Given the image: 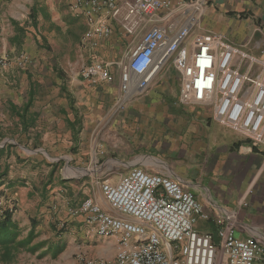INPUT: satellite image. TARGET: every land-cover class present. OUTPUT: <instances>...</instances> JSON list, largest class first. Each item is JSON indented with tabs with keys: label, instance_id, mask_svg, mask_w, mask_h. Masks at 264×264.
I'll use <instances>...</instances> for the list:
<instances>
[{
	"label": "built area",
	"instance_id": "1",
	"mask_svg": "<svg viewBox=\"0 0 264 264\" xmlns=\"http://www.w3.org/2000/svg\"><path fill=\"white\" fill-rule=\"evenodd\" d=\"M90 28L85 40L112 34L115 21L127 40L120 68L122 105L145 92L170 63L179 79L183 104L208 105L218 123L264 146V50L251 54L216 32H200L202 1L68 0ZM89 84L110 78L106 62L96 56L81 71ZM132 91H134L132 93ZM109 206L88 197L73 210L100 237L118 235L114 260L77 254L79 264H264V246L238 237L228 226L217 238L194 227L207 219L203 202L172 177L132 168L112 182H100ZM14 205L0 200V219Z\"/></svg>",
	"mask_w": 264,
	"mask_h": 264
},
{
	"label": "crops",
	"instance_id": "2",
	"mask_svg": "<svg viewBox=\"0 0 264 264\" xmlns=\"http://www.w3.org/2000/svg\"><path fill=\"white\" fill-rule=\"evenodd\" d=\"M170 1L204 3L206 0ZM211 1L215 5L204 6L199 31L222 34L231 44L254 55L259 52L260 55L261 50H264V0ZM241 12L246 13L241 16ZM16 22L13 19L14 25ZM108 23L113 28L109 42L123 40L122 31L115 21L109 20ZM16 34L17 32L11 37L14 45L19 40L13 39ZM24 39L27 41L28 37ZM22 41L20 36L19 46ZM122 56L123 54L118 61H106L110 78L101 81L120 84L119 62ZM5 79L2 81L7 82ZM20 80H25L24 74ZM83 84L85 87H93L85 80ZM40 95L31 87L27 91L17 90L10 96V107L4 110L10 119L2 125L5 132L0 141V200L6 199L7 202L15 203L13 220L22 230V237H26L34 227L35 236H38L37 242L34 243H49V246L46 245L40 250L43 258L52 259L58 256L67 264H79L75 255L84 253L93 258L114 260L119 236L100 237L84 215L73 213L84 199L93 197L105 210L120 215L109 206L99 182L92 179L86 181V174H66L54 170L52 165L47 171V178L44 180L39 177L42 179L40 184L35 182L38 176L44 174L39 171L37 164L31 169V163L39 156L47 163L56 160L53 153L45 152L41 148L65 147L72 143L69 140L71 129L61 138L62 134L57 133L63 130L62 125L56 126L55 118L46 107H38L37 100ZM176 112L181 115L201 116L198 128L190 132L191 163L177 166L178 161L163 162L158 171L151 172L172 177L203 202L210 217L197 218L194 225L197 231L212 234L217 238L220 225L228 226L234 230L236 236L252 237L264 246V146L218 123L212 113L207 114L202 107L197 112L193 107H185ZM215 125L221 130H215ZM33 147L39 149H28ZM65 157L70 156H59L58 159L66 160ZM143 169L149 170L147 167ZM130 170L118 177L113 175L109 179L116 182ZM51 209H55V219L50 213ZM62 218L66 222V228L59 231L57 225H52H55L54 220ZM215 220H220V225ZM46 226L49 228L47 233H40L39 228L42 227L44 231ZM29 247H33V243ZM20 256L21 253L17 255L16 261L10 264H18ZM0 264L8 263L0 260Z\"/></svg>",
	"mask_w": 264,
	"mask_h": 264
},
{
	"label": "rangeland",
	"instance_id": "3",
	"mask_svg": "<svg viewBox=\"0 0 264 264\" xmlns=\"http://www.w3.org/2000/svg\"><path fill=\"white\" fill-rule=\"evenodd\" d=\"M213 5L211 0L204 2L206 7ZM245 13L241 12V16ZM32 14L36 16L35 23ZM13 19L25 33L20 34L23 39L20 46L11 41L16 32ZM89 28L86 17L73 11L68 0H0V141L5 132L2 125L10 119L4 110L10 107L11 94L31 87L41 94L38 107H46L55 118L56 126L62 125L63 130L57 134L63 138L71 129L69 140L72 142L65 147L41 148L53 153L56 160L47 163L39 156L35 162H40L31 163V169L37 164L44 174L35 179L37 184L42 181L40 178H47L51 165L66 174H86V181H97L99 187L106 178L118 177L134 167L158 171L168 161H178L177 166L190 165V132L198 128L201 116L181 115L176 111L193 107L197 112L202 107L211 114V107L181 103L178 74L171 63L157 74L145 92L134 94L122 105L120 84L109 80L85 87L81 71L92 57L105 62L118 61L127 44L123 32V40L110 43L113 31L104 38L85 40ZM23 74L25 80H20ZM2 78H7V82ZM213 128L221 130L216 125ZM59 156L72 158L59 160ZM8 203L16 208L14 202ZM51 210L55 219V209ZM54 224L59 231L66 228L63 218L54 220ZM47 229L43 231L41 227L39 232L46 234ZM37 237L33 247L21 252L18 264H67L58 256L43 258L40 250L49 243H34Z\"/></svg>",
	"mask_w": 264,
	"mask_h": 264
},
{
	"label": "trees",
	"instance_id": "4",
	"mask_svg": "<svg viewBox=\"0 0 264 264\" xmlns=\"http://www.w3.org/2000/svg\"><path fill=\"white\" fill-rule=\"evenodd\" d=\"M31 17L33 18L35 23V14H32ZM15 25L16 32L19 36L16 34L13 39L17 41L18 39L20 40V34L23 33V28L18 26L17 22L15 23ZM19 40L18 42H16V44L19 43ZM13 212L14 209L6 210L5 214L0 219V260L8 264L16 261L17 255L23 250L28 249V247L36 237L34 227L26 237H22V230L13 220ZM34 249L35 247L30 249V251H33Z\"/></svg>",
	"mask_w": 264,
	"mask_h": 264
},
{
	"label": "bare ground",
	"instance_id": "5",
	"mask_svg": "<svg viewBox=\"0 0 264 264\" xmlns=\"http://www.w3.org/2000/svg\"><path fill=\"white\" fill-rule=\"evenodd\" d=\"M134 91H132V93H133Z\"/></svg>",
	"mask_w": 264,
	"mask_h": 264
}]
</instances>
